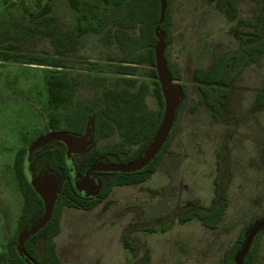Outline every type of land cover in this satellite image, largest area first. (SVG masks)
<instances>
[{
    "label": "rangeland",
    "instance_id": "1",
    "mask_svg": "<svg viewBox=\"0 0 264 264\" xmlns=\"http://www.w3.org/2000/svg\"><path fill=\"white\" fill-rule=\"evenodd\" d=\"M49 0H0V252L15 234L23 195L14 171L17 151L50 132L49 121L88 103L100 106L108 88L147 85L146 104L156 108L154 66L137 64L133 74L117 67L118 48L111 37V0L97 4L98 16L84 17L68 0H51L50 15L86 40L73 55L57 54L50 40L35 29L36 13ZM84 1V0H80ZM255 5L238 0L237 17L230 18L216 0H174L171 42L167 56L177 65L175 84L186 91L177 130L156 171L135 184L113 186L94 208L64 207L60 231L54 237L63 264H215L233 245L245 225L264 217V109L254 110L256 95L264 90V55L246 65L231 85L223 114L216 119L203 102L201 83L194 80L217 57L235 51L246 27L240 17L256 18ZM61 62L64 66L51 65ZM59 72L72 90L71 101L55 106L49 101L47 78ZM115 137L98 146L115 143ZM224 144L229 158L227 207L216 229L198 220L173 222L154 232L136 231L135 250L123 245L125 227L173 209L209 204L214 196L217 150ZM133 150V144H128ZM133 206L135 209H133ZM257 263L264 264V233L257 244Z\"/></svg>",
    "mask_w": 264,
    "mask_h": 264
},
{
    "label": "trees",
    "instance_id": "2",
    "mask_svg": "<svg viewBox=\"0 0 264 264\" xmlns=\"http://www.w3.org/2000/svg\"><path fill=\"white\" fill-rule=\"evenodd\" d=\"M70 5L78 11L84 10V17L98 16L97 4L84 0H68ZM108 1V0H107ZM174 0H165L164 21L160 25V32L166 36V44L171 42V6ZM214 1V0H210ZM255 5L257 9L256 18L240 17L239 23L246 29L239 37V46L233 52H228L214 59L207 68L196 70L193 78L201 83L199 90L203 96V102L212 110L213 114L221 116L222 108L228 96L226 86L240 74L243 68L256 63L264 55V0H246ZM113 5L112 22L109 27L118 54L116 60L121 64L117 67L122 74H133L137 64L147 63L154 66V48L157 39L154 33L155 25L159 19V0H111ZM216 4L224 10L230 18L237 17L238 0H216ZM52 8L51 0L42 5L36 13L39 16L35 29L40 34L47 37L53 44L57 54L73 55L85 47L86 40L78 32L63 27L55 18L50 15ZM166 71L172 79H180V71L176 64L172 63L165 52ZM51 65L56 67L64 66L61 62ZM152 74L157 78L155 69ZM125 85L115 88H108L102 94L103 107L101 111H95L93 124L96 130V138L112 134L113 121L121 119V111L127 112L131 106L139 114L136 115L134 131H125L126 143L115 144L106 148H94L82 154H73V165L75 172L82 173L88 167L96 163L103 164H127L136 160L148 147L156 134L163 116L164 102L161 89L157 80L154 82V94L158 101V108L150 109L145 103L147 85H135L132 79H123ZM128 86H131L128 87ZM184 95L185 90H182ZM47 93L50 103L55 106L66 105L71 101L72 90L66 76L59 72H53L47 78ZM183 99V98H182ZM185 100L179 107V112L183 109ZM254 108L264 109V90L260 92L254 104ZM89 107L86 110L76 108L64 116L65 126L61 125L60 117H52L49 121L51 131H67L76 134V131L83 130L89 119ZM177 112V114L179 113ZM138 115L140 117H138ZM124 120L127 114H123ZM137 119H139L137 121ZM110 130L100 132V126H105ZM147 125V128H146ZM176 130V125L172 129L169 139L160 151L158 156L146 167L139 171L103 172L105 180L98 195L91 199L78 198L79 193L71 182L69 165L66 158L65 145L60 141H52L45 144L36 151L31 161V170L35 176L46 170L55 172L60 181V188L56 199L53 214L46 225L36 234L31 236L23 245L25 254L36 264H63L60 260L56 248L54 237L60 231V217L62 209L68 207H81L90 209L101 202L114 185L136 184L147 178L154 170L163 152L170 142ZM135 143L136 148H129L128 144ZM138 145V146H137ZM26 147L20 148L15 156L14 171L18 180L19 188L23 195V206L18 219L15 234L7 241L6 247L0 252V264H27L16 251V240L18 235L25 229L31 227L39 221L43 215L44 206L40 196L29 184L23 171V158ZM218 168L220 173L215 179L216 197L210 207L195 206L181 209L177 212L169 213L162 217H157L148 223L136 221L127 229L126 245H132L129 241L130 233L137 228H142L149 224L153 228L156 223L172 221L178 218L184 222L196 216L206 226H213L222 216V209L225 206L226 170L227 158L225 150L221 147L218 152ZM148 228V227H147ZM240 246L236 245L227 251L224 262L220 264H236L235 255ZM145 263V262H144ZM143 263V264H144ZM241 264H256L254 251L250 250L245 255Z\"/></svg>",
    "mask_w": 264,
    "mask_h": 264
},
{
    "label": "water",
    "instance_id": "3",
    "mask_svg": "<svg viewBox=\"0 0 264 264\" xmlns=\"http://www.w3.org/2000/svg\"><path fill=\"white\" fill-rule=\"evenodd\" d=\"M160 1L159 19L154 28V33L157 43L154 48V69L157 74V81L159 83L161 94L164 102L163 116L159 128L149 143L146 150L136 160L127 164H103L96 163L91 165L85 172L82 178L77 179V174L74 169L72 154L82 153L89 148L92 144V116L89 117L85 131L83 134H75L67 131H50L49 133L38 136L28 147L23 158V171L29 184L40 196L43 201L44 211L42 217L37 223L22 231L16 240V251L19 256L27 264H36L24 252V243L34 234H36L46 223L50 220L55 207L56 199L58 196L60 181L58 175L51 171L46 170L35 176L31 170L32 157L38 149L52 141H60L66 146V158L69 165V172L73 186L78 190L89 192L87 185L96 183L91 178L90 174L94 171L105 172H122L129 173L143 169L147 166L157 155L160 148L165 143L169 133L175 122L177 109L183 98L182 88L174 83L166 71L165 52H166V36L160 32V25L164 21L165 13V0ZM264 227V218L256 221L251 228L243 247L237 253L236 262L241 264L243 257L250 248V245L255 235Z\"/></svg>",
    "mask_w": 264,
    "mask_h": 264
},
{
    "label": "flooded vegetation",
    "instance_id": "4",
    "mask_svg": "<svg viewBox=\"0 0 264 264\" xmlns=\"http://www.w3.org/2000/svg\"><path fill=\"white\" fill-rule=\"evenodd\" d=\"M173 80H175V79H173ZM177 80H179V79H177ZM235 80V79H234ZM233 80V81H234ZM232 84V83H231ZM230 84V85H231ZM229 86V85H228ZM128 87H130L131 88V86H128ZM227 87V86H226ZM182 88V90H184L183 89V87H181ZM260 92H262V91H260ZM259 92V93H260ZM258 93V94H259ZM257 94V95H258ZM257 95H256V97H257ZM228 97V96H227ZM256 97H255V101H256ZM227 99V98H226ZM185 100V102H186V96L184 95V92H183V99H182V101H181V103L179 104V107H180V105L182 104V102ZM155 101H156V105H157V107L156 108H158V101H157V98H156V96H155ZM255 101H254V104H255ZM100 106L98 107V106H96V104H93L92 102L91 103H88V104H86L84 107H80V108H82V109H84V110H86L87 108H89V107H93L94 109H89V115L90 116H92V119H93V116H94V114H95V111H101V108L103 107V105H104V103H103V99H102V95H101V97H100ZM225 102H226V100H225ZM145 103H146V94H145ZM147 105V104H146ZM184 106H185V104H184ZM224 106H225V103H224ZM224 106H223V108H222V114H223V110H224ZM148 107V106H147ZM179 107H178V109H177V112H179ZM149 108V107H148ZM156 108H150V109H156ZM184 108V107H183ZM210 109V108H209ZM253 109L254 110H256V111H258V110H262L261 108H254V105H253ZM183 110V109H182ZM181 110V111H182ZM181 111L177 114L176 113V118H175V122H174V124L176 125V130H177V125H178V120H179V116H180V113H181ZM210 111L212 112V110L210 109ZM124 113H126L127 114V119H125L124 120V118H123V114ZM121 114H122V116H121V119H118V120H115V121H113V126H112V134H110V135H105V136H101V137H99V138H96V130H95V127H94V124H93V122H92V135H91V139H92V144H91V146H89V148L87 149V150H85L84 152H82V153H86V152H89V151H91L92 149H94V148H97V149H102V148H106V147H109V146H112V145H115V144H122V143H126L127 142V138L125 137V134H124V132L125 131H134V126H135V122H136V120H135V118H136V115L135 114H139V112H136L135 111V109L133 108V106H131L130 107V109L127 111V112H124V110H122L121 111ZM212 114H213V112H212ZM222 114H221V116H222ZM89 116V117H90ZM213 116L216 118V119H219L221 116H215L214 114H213ZM138 117H140L139 115H138ZM139 119H137V121H138ZM93 121V120H92ZM86 127V126H85ZM173 127H174V125H173ZM173 127H172V129H173ZM100 128V132H102V131H104V130H110V128L105 124V126L103 125V126H100L99 127ZM146 128H147V125H146ZM176 130H175V132H176ZM51 131V130H50ZM84 131H85V128L81 131V130H78V131H76V134H79V135H81V134H83L84 133ZM171 132H172V130H171ZM171 132L169 133V135H168V137H167V139H166V141H165V143L163 144V146L160 148V150H159V152L157 153V155L154 157V159L158 156V154L160 153V151L163 149V147L165 146V144H166V142H167V140L169 139V137H170V134H171ZM175 134V133H174ZM115 137V139H116V141H115V143H113V144H111V145H109V146H101V147H99L97 144H98V141H100V140H102V139H105V138H108V137ZM174 136V135H173ZM173 136H172V138H173ZM172 138H171V140H172ZM171 140H170V142L168 143V145L166 146V148H165V150H164V152H163V155H162V157L160 158V160H159V162L157 163V165H156V167L154 168V170L150 173V175L147 177V178H145L143 181H145V180H147V179H149V177L156 171V169H157V167L159 166V164H160V162H161V160H162V158H163V156H164V154L166 153V150H167V148H168V146L170 145V143H171ZM133 144V147L134 148H136V145H135V143H132ZM138 146V145H137ZM223 148L224 150H225V153H226V158H227V170H226V174H227V176H226V189H225V206H224V208L222 209V216H221V218H220V220L218 221V222H216L213 226H206L205 224H203V222L198 218V217H196V216H194V217H192V218H190L189 220H186V221H184V222H182V221H180L178 218H175L174 220H172V221H167V222H163V223H156L155 225H154V227L153 228H150L151 226L149 225V224H146L147 226H144V227H142V228H137V229H134L131 233H130V237L128 238L129 239V241L132 243V245H126V243H125V240L127 239V235H128V233H127V229H128V227L130 226V224H133V223H135L136 221H138V222H142V223H148V222H150L151 220H153V219H155V218H157V217H162V216H165V215H167V214H169V213H172V212H177V211H179V210H181V209H185V208H190V207H195V206H204V207H210L211 205H212V203L214 202V199H215V197H216V184H215V179H216V177L218 176V174L220 173V171H219V168H218V155H217V157H216V164H217V173H216V176H215V178H214V180H213V183H214V196H213V198H212V200H211V202L209 203V204H202V203H197V204H194V205H188V206H183V207H179V208H176V209H173V210H171V211H168L167 213H164V214H162V215H157V216H154V217H152V218H150V219H147V220H142V221H139V220H135V221H133V222H130V223H128L127 224V226L125 227V234H124V238H123V245H124V247H126V248H128V249H130V250H135L136 249V247L140 244V238L138 237V236H136V235H134V232H136V231H146V232H154V231H156V229L158 228V227H162V226H164V225H166V224H170V223H173V222H179V223H186V222H188V221H191V220H198L200 223H201V225L203 226V227H205L206 229H209V230H213V229H216L217 228V226H218V224L221 222V220H222V218L224 217V215H225V212H226V207H227V189H228V185H229V175H230V173H229V171H230V167H229V158H228V154H227V150H226V148H225V146H224V144H222L219 148H218V150L220 149V148ZM65 148H66V146H65ZM133 148V149H134ZM218 150H217V152H218ZM82 153H74V154H82ZM73 155V154H72ZM153 159V160H154ZM152 160V161H153ZM151 161V162H152ZM150 162V163H151ZM149 163V164H150ZM148 164V165H149ZM146 167V166H145ZM89 168V167H88ZM87 168V169H88ZM86 169V170H87ZM86 170H84V172H82V173H77L76 172V174H77V179H80V178H82L83 177V175L85 174V172H86ZM103 172H105V171H94V172H92L91 174H90V176H91V178L94 180V182L96 183V185L94 186L92 183H90V184H88L87 185V189H90L89 190V192H87V191H81V192H79L78 190V193H79V196H78V198H80V199H91V198H95L97 195H98V192L100 191V189H101V187L103 186V182H104V178H105V174L103 173ZM143 181H141V182H143ZM71 182H72V180H71ZM141 182H139V183H141ZM136 184H138V183H136ZM73 185V184H72ZM124 185H135V184H124ZM114 186H122V185H114ZM75 188V187H74ZM113 188V187H112ZM76 189V188H75ZM112 190V189H111ZM108 196V195H107ZM106 196V197H107ZM105 197V198H106ZM105 198H103V199H105ZM102 199V200H103ZM101 200V201H102ZM98 205V204H97ZM65 207H68V206H65ZM95 207V206H94ZM94 207H92V208H94ZM64 208V207H63ZM74 208H81V207H74ZM92 208H90V209H92ZM82 209H84V208H82ZM133 209H135L134 208V206H133ZM85 210H89V209H85ZM264 217H261V218H259L258 220H260V219H263ZM257 220V221H258ZM256 223V221L255 222H252V223H250L249 225H245L242 229H241V231H240V233H239V236H238V239H237V241L233 244V245H231L230 247H228L226 250H225V252H224V254H223V257H222V259L220 260V261H218V262H216L215 264H220V263H222V262H224V260H225V258H226V254H227V251L228 250H230L232 247H234V246H236V245H238V246H240V248H239V250L237 251V253L241 250V248L243 247V245H244V242H245V240H246V238H247V236H248V234H249V232H250V230H251V228L254 226V224ZM148 227V228H147ZM264 233V227L255 235V237H254V239H253V241H252V243H251V245H250V248L248 249V251H250V250H253L254 251V259H255V263L256 264H258L257 263V259H256V257H257V251H256V248H257V244H258V241H259V239H260V237H261V235ZM247 251V252H248ZM247 252H246V254H247ZM237 253H236V255H235V262H236V256H237ZM245 254V255H246ZM245 257V256H244ZM244 257H243V259H244ZM242 259V260H243ZM145 262V263H144ZM149 262V255H146L145 256V258L143 259V261H142V263L141 264H147ZM242 263V262H241ZM236 264H237V262H236Z\"/></svg>",
    "mask_w": 264,
    "mask_h": 264
}]
</instances>
